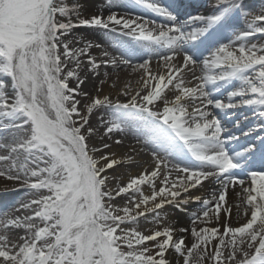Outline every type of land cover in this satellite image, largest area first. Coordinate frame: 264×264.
<instances>
[{"label": "snow or ice", "instance_id": "obj_1", "mask_svg": "<svg viewBox=\"0 0 264 264\" xmlns=\"http://www.w3.org/2000/svg\"><path fill=\"white\" fill-rule=\"evenodd\" d=\"M209 3V14L181 21L178 0H170L167 5L160 0H111L106 16L101 12L90 17L83 15L85 9L79 0L71 6L65 0H0V133L11 132L8 142L0 136V150L7 153L0 155V177L18 181L30 195H36L20 205V209H31L33 215L8 218V213H3L0 228L6 234L0 235V264H178L180 260L183 264L194 261L204 264L206 257L223 264L220 246L225 245L224 237L229 234L232 237L229 261H235L240 253L238 264H264V136L239 143L241 150L230 148L229 142L239 141V137L227 133L222 138L226 129L217 114L208 110L209 106L220 110L224 119H228L225 110L246 106L261 120L260 130L264 131V44L250 42L253 37H264V3L258 10L251 0H209ZM136 7L163 17L165 23L120 11ZM241 18L245 20V30L233 31L235 39L221 43ZM149 24L153 27H148ZM197 24L200 26H194ZM77 28L119 33L147 42L146 46L132 48L113 42L109 47L115 46L120 51L119 63L132 66L133 71L143 69L145 74L150 58L159 56L169 68L167 82L160 75L150 91L144 95L137 92L126 103L113 102L108 95L91 97V102L84 106L86 114L82 113L77 107L80 104L77 97H89L81 89L87 78H82L79 72L85 64L82 58H86L90 71H97L104 64L116 66L118 61L112 57L98 62L91 50L102 49L103 45L75 34ZM204 51L210 53L209 58L203 59ZM137 53H142V62L133 66L132 58ZM102 54L109 56L107 51ZM181 54L183 63L177 66L173 61ZM198 62H202L203 74L194 78L199 83L186 86L184 69L194 72ZM151 80L156 77L151 76ZM70 81H75L76 86L70 87ZM173 81H178L175 89L179 92L174 105L168 106L165 100L162 111L153 110L150 106L162 99ZM149 83L144 80L145 85ZM232 85L227 103L215 98ZM186 98L193 104L199 101V106L189 112L182 103ZM234 98H239L238 102H233ZM101 108L112 109L115 117L109 121L108 133L141 123L142 127L135 131L153 148L156 158L153 170L131 178L115 193L119 196L133 190L140 194L141 199L132 202L136 210L142 205L144 208L135 215L133 209L117 208L111 203L115 196L113 189L107 187L106 173L119 161L110 158L111 154L98 158L90 154L102 150L89 149L87 143L94 134L90 116ZM255 130L240 129L246 137ZM110 147L107 143L102 145L103 149ZM159 153L177 161L172 168L178 175L171 181L170 173L165 175L157 191L155 181L161 164L167 167ZM236 169L251 175V189L243 188L244 180L238 179ZM224 176L247 193L250 219L239 227H229L226 222L214 253L208 250V245L217 239L219 229L215 227L199 231L193 227L191 234L197 241L190 246L184 236L174 238L175 231L185 233L188 231L185 228L166 227L143 235L135 228L121 227L137 223L138 217L149 213L159 220L160 212L169 205L179 209L183 204L198 202L200 197L190 195L191 190L209 178L219 180ZM146 183L152 187L150 196L141 191L140 186ZM227 187L228 184L223 185L215 205L217 219L220 202L226 201ZM41 190L47 194L42 195ZM208 203L203 201V218H209L212 211ZM33 205L37 207L32 208ZM121 211L123 215L119 214ZM197 219L200 217L193 214V224ZM19 229L25 235H16L15 230ZM149 241L155 242L153 247L159 249L154 256L146 255L148 247L137 249ZM245 243L254 252L240 246ZM169 250L176 255V262L167 258Z\"/></svg>", "mask_w": 264, "mask_h": 264}, {"label": "bare ground", "instance_id": "obj_2", "mask_svg": "<svg viewBox=\"0 0 264 264\" xmlns=\"http://www.w3.org/2000/svg\"><path fill=\"white\" fill-rule=\"evenodd\" d=\"M74 2H77V0H72L65 3H68L69 6H71V4ZM79 2L83 4L85 9L83 15L85 17H90L101 12L106 16L108 14V3H110L111 0H79ZM169 3L170 0H167V4ZM251 3L257 10L261 6V4L257 3L256 0H251ZM187 6L188 4L184 0H178V11L181 21L188 19L190 16L209 14V9L211 7L209 0H196L194 2V5H192L191 7L194 12L186 16L184 15V8H186ZM140 10H142L140 7H136V9H120V11L126 12L128 14L129 12H134L135 14H130L133 17L139 16L144 20L152 21L154 23H165L164 18L160 16H157V22L149 20L147 17H150L152 19V16L154 15L147 10H144L143 12H141ZM73 20H75V17H73ZM194 26L200 25L197 24ZM148 27H153V24H149ZM243 30H245V20L241 18L236 23L235 29L229 30L225 34L227 38L222 40L221 43H229L230 40H234L235 37L233 36V31H236L238 33ZM74 33L80 36L89 37L91 38L93 43L99 42L103 45L102 49L94 48L91 50L92 55L97 58L98 62L111 59L112 57L117 58L118 61V64L116 66H113L111 64H104L97 71H90L89 67L86 64V58H82L83 60H85V64L82 65V67L79 69V72L82 78H87L85 80V83L81 85V89L83 92L89 93V97H77L80 100V104H78L77 107L81 109L82 113L86 114V109L84 106L85 104L91 102V97L97 95L103 97L104 95H108L113 102L119 100L120 102L126 103L131 98V96L136 95L137 92H139L141 95H144L147 91H150L154 87L155 83L159 82L160 75H164L165 82H167L169 68L166 67L165 62L160 59L159 56H152L150 58L148 74L144 73L141 81H136L132 76H134L136 71H141L143 69H137L136 71H133L132 66L119 63L121 57L120 51L117 50L115 46L109 47V44L113 42H118L119 44L130 43L131 48L134 45L140 47V45H142V42L138 41L134 37L88 28L74 29ZM253 41L259 44H264V37H253L250 42ZM158 50L161 52L166 51L164 49ZM103 51H107L109 53V56H103ZM203 54H205V59L209 58L210 56V53H208V51H204ZM141 55L142 53H139L136 55V57L132 58L133 66L142 62V60L140 59ZM173 63H175L177 66L181 65L183 63L182 54L175 57ZM69 67H73V65L70 64ZM190 68H192V66H190ZM201 68L202 62H198L197 65L194 66V72L190 71L189 69H184L183 79L185 80L186 86L192 87L199 83V81L196 80L194 76H201L203 74ZM153 75L156 77V80H151V76ZM146 79L150 82L148 85L144 84V80ZM101 81H104V83L101 84ZM177 82L178 81H173L172 85H169L168 89H165V92L162 94V99L156 101L153 105L150 106L153 107V110L162 111L163 107L165 106V100L168 102V106L174 105V97L175 95L179 94V92L175 89V84ZM69 86L75 87L76 82L70 81ZM233 87L234 85L226 86L221 90L220 93L216 94L215 98H220L227 103V93L230 90H233ZM125 92H127V95L124 94ZM238 100L239 98H234L233 102H238ZM182 103L186 105L189 112H191L195 106H199L200 104L199 101H196L195 104H193V102H191L187 98L184 99ZM208 110L217 114L218 118L221 119L224 129H226V132H222L221 134L222 138L227 133H232L239 137V141L229 142L230 148L241 150L238 147L239 143H244L248 139L255 140L258 136H264V131L260 130L261 120L257 118V116L253 115L252 111L246 106H240L234 109L225 110L228 114H230L229 119H224V113L220 110L212 108L211 106H209ZM245 117H247V119H245ZM113 119H115V117L113 116L112 109L110 108H101L99 111L94 110L90 116V126L94 129V134L90 139H88L87 143L89 145V149H91L92 147L102 149L99 152H90V154L93 155L94 158H98L101 155L111 154L110 158L119 161V163L114 166L113 169L107 170L106 173L109 178L107 181V187L109 189H113V196H115L116 191H118L120 187L126 186L131 178L139 176L142 172H151L155 166L156 158L153 156L152 145L146 144L144 136L135 131L136 128L142 127L141 123H137L125 129L124 131H113L111 133H108L107 127L111 126L109 121ZM237 121L239 122L238 126ZM249 127H253L256 130L253 131L249 137L241 135L240 129H244L245 131H247ZM0 136L5 137V142H8L11 139V132H2L0 133ZM117 141H120V143H116ZM105 143L109 144L111 147L108 149H103L102 145ZM147 149L151 152H148ZM3 154H7L6 151L0 150V155ZM159 155L162 159L166 160L167 167H164V165L161 164L160 175L155 181V189L157 191L162 186L161 180H163V177L165 175L170 173L169 181L175 179L178 175V173L172 168V165L177 161L172 157L165 158L163 153H159ZM234 171L240 174L238 179L244 180L243 188L251 189L253 187L251 183L252 177L248 172L241 169H236ZM10 183L12 184L11 186H9ZM224 184H228V187L226 201L220 202L221 209L219 212V220L222 221L221 227L226 222L231 224L233 227H239L246 223L247 220L250 219L251 211V209H249L251 208L250 205H248V207L246 206L247 193L242 190L241 186H233L228 181V178L224 176L219 180L214 177L209 178V180L202 182V186H197V188L192 189L190 195L194 197H200V200L198 202H189L187 204H183L179 209L174 207L175 210H173L172 215L174 217L173 228H184L187 224H189L188 219L189 217H193V214H196V216L200 217L199 215L204 210V200H207L209 202L207 207L209 209H212V211H210L209 213V218H206V220H209V223L211 222V224L213 225L214 221L211 217V214H214L215 212V205L219 202V195L221 191H223ZM15 185L19 186L15 187L17 189L13 193H0V220H3L5 218L3 216L4 212L8 213V218L23 217L28 213V210L20 209V205L26 203V198H24V196L28 194V189L22 186L18 181L10 180L6 177H0V189L14 187ZM140 187L144 195H151L152 187L150 184L146 183L144 185H141ZM105 199L107 201V198ZM140 199L141 196L139 193H135L133 190H130L128 193H122L119 196H115V199L112 200L111 203L115 207L121 209L124 206H127L130 209H133L132 214L135 215L136 211H142L144 206L142 205L141 209L136 210L132 201L135 200L136 202H138ZM181 199H183V197H181ZM200 219H197L195 223H197ZM144 222V217H138V222L136 223V225L139 228H144ZM181 234V232L175 231L174 237H178ZM167 258L173 262H176L177 260L174 255H167Z\"/></svg>", "mask_w": 264, "mask_h": 264}, {"label": "rangeland", "instance_id": "obj_3", "mask_svg": "<svg viewBox=\"0 0 264 264\" xmlns=\"http://www.w3.org/2000/svg\"><path fill=\"white\" fill-rule=\"evenodd\" d=\"M72 0H65V2H70ZM257 3L259 4H262L264 3V0H256ZM143 75H144V71L141 70V71H136V73L134 74V76H132L133 78H135L136 81H141L142 78H143ZM115 99H118V98H115ZM34 167V165H32ZM35 178H33L34 180ZM11 184V183H10ZM2 186H5V185H2ZM41 194H47V191L46 190H41ZM24 198H26V202H30L32 199L36 198V195L33 193V194H26L24 196ZM107 202V201H106ZM246 206L248 207V204L246 203ZM37 206L33 205L32 208H36ZM251 209V208H249ZM173 210L174 207H171V205L169 206H166L165 209H163L161 212H160V219L157 220L156 217L154 216V214H147L145 217H144V228H139L136 223H126L124 225H121L122 228H126V229H132V228H135L137 231L141 232L143 235H149V234H152V232L156 231V230H163L164 228L166 227H174L173 226V223H174V217L172 216L173 215ZM143 211V210H142ZM120 215H123V212H119ZM26 215H33V212L31 211V209L28 210V213ZM212 218H213V225L211 224V222L209 223V220H206V218H203L202 217V213L199 215L201 217V219L195 223L194 225L192 224V217H189L188 219V222L189 224H187L184 228L185 229H188L187 232L185 233H182L180 236H184L185 238V243L187 246H190L192 243L196 242L197 241V238L192 236L191 234V229L193 227H195L197 229V231H199L200 229L202 228H218L219 229V233H218V236H217V239L216 240H213L212 243L210 245H208V250L213 252L215 251V246L219 243V236L220 235H223V231H224V226L225 224L221 227V223L222 221H220L219 219L216 218V216L214 214H211ZM25 216V215H24ZM211 218V219H212ZM219 220V221H218ZM202 221H205V222H202ZM35 223L39 224L40 226H43L42 224H40L39 220H36L34 221ZM192 224V225H190ZM227 225L229 227H233L231 224L227 223ZM256 227V226H254ZM3 234H6L5 233V230L0 228V235H3ZM15 234L16 235H19V236H23L25 235V231L23 229H19V230H15ZM120 234V230L118 229L117 230V235ZM203 235V233H202ZM178 236V237H180ZM178 237H174V238H178ZM160 240L164 239V237H160L158 238ZM232 239L231 237V234H229L228 236H225L224 237V240H225V245H221V251H222V260H223V264H238V261L242 258L241 254L240 253H237L236 254V260L235 261H229L228 260V256L231 252V245L229 243V241ZM155 242L153 241H149V242H146L145 245H142V246H137V249L139 250L140 248L142 247H148L150 249V251L148 253H146V255H155V253L157 251H159L158 248H154L153 247V244ZM245 251H248V252H254V248L252 249H249L247 247V243L243 244V245H240ZM204 246H201V248L203 249ZM228 247V248H227ZM124 251H127V248L124 247L123 248ZM166 255H174L176 257V255L174 254V252L172 250H169L168 253ZM194 256H195V253H194ZM158 258V257H157ZM177 258V257H176ZM178 264H183V261L180 260L178 262ZM193 264H195V261L193 262ZM204 264H216L215 261L213 260H210L208 259L207 257L205 258L204 260Z\"/></svg>", "mask_w": 264, "mask_h": 264}]
</instances>
